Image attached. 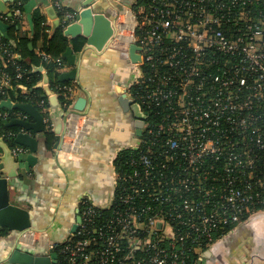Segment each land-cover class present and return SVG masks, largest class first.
<instances>
[{
	"label": "built area",
	"instance_id": "obj_1",
	"mask_svg": "<svg viewBox=\"0 0 264 264\" xmlns=\"http://www.w3.org/2000/svg\"><path fill=\"white\" fill-rule=\"evenodd\" d=\"M146 1L107 8L112 39L138 48L129 99L144 113L142 134L126 148L108 203L81 199L75 231L44 246L56 250V264H189L188 253L264 212V0ZM252 3L261 17L229 13ZM53 4L63 30L76 22L77 12ZM0 57L22 78L18 50L0 41ZM216 65L223 70L212 73ZM10 82L0 73L1 94ZM41 98L30 103L50 129L48 96ZM216 190L220 204L206 212Z\"/></svg>",
	"mask_w": 264,
	"mask_h": 264
},
{
	"label": "crops",
	"instance_id": "obj_2",
	"mask_svg": "<svg viewBox=\"0 0 264 264\" xmlns=\"http://www.w3.org/2000/svg\"><path fill=\"white\" fill-rule=\"evenodd\" d=\"M14 1L0 0V21L8 26L7 39L10 27L4 20L9 16L20 18L18 34L30 37L32 29L26 18L24 6L23 14L14 11ZM35 2L30 10V18L31 11L37 10L43 16V34L51 38L60 26V13L54 7L53 0ZM58 2L65 10L77 13L86 4L95 14H102L110 20L111 16L107 11L109 6L113 5L115 8L133 6L138 0H58ZM111 25L113 27L112 22ZM67 38V49H70L72 56L68 58L66 49L63 58H56L61 61V66L57 64L58 79L67 83L62 88L67 87L70 90L68 92L65 90L70 104L62 105L65 109V122L58 140H55L51 131L52 126L50 129L47 128L44 114L30 103L35 97L30 94L31 88L22 87L17 92L10 91L12 94L2 100H9L11 104L27 103L33 106L42 117L44 130L43 133L32 129L26 132L38 140L37 151L34 154L37 163L27 170L15 169L14 177L0 175V179L4 178L7 182L9 203L27 211L31 223L30 228L20 232L0 227V230L6 231L0 234V260H4L16 249L37 254L46 250L44 247L46 244L63 241L74 226L79 201L87 199L92 204H100L112 190L114 191L116 172L114 161L120 151L130 146L129 142H137V138L130 134L133 127L132 114L125 112L118 103L120 97L118 87H130L135 80L130 55L125 46L120 43L112 45L110 42L112 35L101 50L86 44L83 37ZM77 38L83 39L79 50L75 49L73 42ZM29 45L31 44H28V48ZM29 49H33L32 45ZM33 51L36 56L42 58L44 53L39 50V45ZM22 61L31 66L32 71L34 67H39L32 66L28 58L22 57ZM34 72L41 76L35 85L39 87L43 75L47 76L46 70L42 67L41 72ZM47 85L49 88L48 83ZM49 90L56 94L50 88ZM42 91V96H45L43 89ZM55 96L57 98V94ZM79 97L86 100L82 111H76L72 107ZM17 98L22 100H16ZM3 109L23 113L18 109ZM5 110L2 112H7ZM23 114L25 115L23 120L34 122L27 114ZM17 118L21 119L14 115L9 122ZM9 127L13 130L5 136L0 135V140L10 150L18 147L22 153H28L27 148L14 142L16 135L24 131L22 127L16 125ZM48 131H51L54 137L50 145L46 139ZM7 138H13L15 146L8 145ZM108 197L110 198V195ZM194 264H264V212L252 216L246 223L234 226L222 239L198 254Z\"/></svg>",
	"mask_w": 264,
	"mask_h": 264
},
{
	"label": "water",
	"instance_id": "obj_3",
	"mask_svg": "<svg viewBox=\"0 0 264 264\" xmlns=\"http://www.w3.org/2000/svg\"><path fill=\"white\" fill-rule=\"evenodd\" d=\"M36 4L35 0H29L24 5V11L26 14V18L31 26V18H30V10ZM113 6V5H111ZM112 20V19H110ZM107 16L102 14H95L91 7H88L86 4L83 5V8L79 11L78 17L76 22L68 25L64 30L63 34L71 39L76 37H83L86 40V44L89 46H93L96 50H101L108 38L113 35V27L111 25V21ZM7 29L8 26L5 25L0 21V34L3 38L7 39ZM111 44L114 45L115 43L123 44L125 46V50L129 52L130 60L135 62L136 60H140V56L135 52L138 48L134 45H127L125 42H117L112 39ZM31 48V45H29ZM66 55L70 58V49H67ZM34 71L42 70V67H34ZM73 75V72H71ZM48 78L46 75H43L42 83L39 84L44 92L45 96H48V106L49 112L48 117L51 122V131L54 134L55 140H58L62 130L63 125L65 122V109L59 103L58 99L55 95L50 93L48 88ZM117 92L119 93L120 97L118 98V103L120 104L121 108L125 112H128V109L134 114L139 113V117L141 114L140 106L133 102L132 100L125 97L126 87H118ZM86 100L82 97L77 98V100L73 104V109L76 111H82L85 107ZM1 108H8V109H18L23 113L27 114L31 117L34 122L29 123L23 119H12L7 126H20L24 130L23 132L16 135L14 138V142L22 147L27 148L28 153L19 152L15 155L12 154L11 150L7 148V146L0 140V149L2 154L0 155V175L5 174L7 177H14L15 176V169H25L27 170L28 167H32L37 163V158L34 157L37 151V144L38 140L34 137L29 136L26 132L29 129L33 131H39L43 133L44 127L42 123V117L37 112V108L35 109L33 106L27 103H16L11 104L9 100L1 101L0 103ZM143 113V112H142ZM133 123V121H132ZM125 126H121L123 128ZM137 128L135 132H130V134L134 135L136 138L141 136L142 130L141 126H134ZM132 130V128H131ZM130 145H134V142H129ZM24 163V166H23ZM7 182L4 178L0 179V227L5 228L9 231H22L24 229L30 228V218L27 211L19 208L14 204L9 203L8 194L6 191ZM112 192L109 194L110 197L113 194ZM108 195V196H109ZM106 197L104 201L100 204L96 205H106L108 203L109 197ZM77 212V208H76ZM77 214V213H76ZM79 219L76 216V224L73 226L70 233H73L76 229V225ZM57 255L55 252L51 250H43L35 253H30L27 251H21L16 249L12 251L10 255H8L4 260H0V264H56Z\"/></svg>",
	"mask_w": 264,
	"mask_h": 264
},
{
	"label": "trees",
	"instance_id": "obj_4",
	"mask_svg": "<svg viewBox=\"0 0 264 264\" xmlns=\"http://www.w3.org/2000/svg\"><path fill=\"white\" fill-rule=\"evenodd\" d=\"M27 1L28 0H15L13 3V10L19 11L23 14V6ZM146 2H147L146 0H139L138 1V3H146ZM241 8H242V11L244 9L245 10L248 9L256 17L262 16L261 15V8L256 3H252L250 5L247 4L244 6L234 5L231 7L229 13L231 14V16H235ZM4 22H6L10 27L9 31H8V39H4L3 37L0 36V41L3 43H7L11 49L18 50L20 55L23 58L25 57V58H28L30 60V63L32 66H40L41 65L46 70L49 88L57 94V99L60 102V104L64 105V106L69 105L70 101L67 99L68 94L62 88V86L67 85V83L59 81V79H58L59 73L57 70L58 65L55 62L57 57L63 58V54L68 47V38H67V36H65L63 34V28L61 26H59L51 38L46 37L43 34V29H42L43 16H41L37 10L31 11L32 33L30 34V37H28L26 35L18 34V29L20 27V22H21L20 18H12V16H9V17L5 18ZM73 42H74L75 49L79 50L83 44V39L77 38ZM29 43L32 45L33 49L35 47H37V45H39V50H41V52H43L45 55H48L49 59L48 60H40L42 58L41 57L39 58L38 56H36L33 49L30 50L28 48ZM216 57L222 58V56L219 54H216ZM229 61H232V60H229ZM17 64H19L20 67L24 71L23 76L20 79L15 78L16 71H15L14 65H12L11 63H7L5 60H3L0 57V73H5V74L9 75L11 78V82H10L11 87L6 88L4 90L3 94L0 93V102L3 99L7 98L8 95H11L12 91L17 92L18 89H21L22 87L31 88L30 94L35 95V97H37L38 99H42L41 98L42 93H43L42 88L35 86L36 83L41 78L40 74L32 71L31 66H27L23 61H20ZM220 68H221V66L216 65L211 69V72L212 73H218L220 71ZM222 70H223V68H221V71ZM144 71H145V68H144ZM131 88L134 89L135 86L133 85ZM16 100H22V98H17ZM3 110H5V109L0 108V111H3ZM5 111H7V113L9 114L8 117L5 119L0 118V135H3V136L7 135V133L9 131L13 130V128L7 126V123L16 114V111H14V110H7L6 109ZM151 122L159 123L160 121H159V118L155 116V117H153V119L151 118ZM46 139H47L48 145H50L51 142H53L54 137H53V134L51 133V131H48V133H46ZM6 142L10 146H15V144L13 142V138H7ZM130 152H131L130 150L124 149L118 153V155L114 161L116 172L117 171L118 172L123 171V169L125 167L124 162L126 159V155H128ZM214 184H215L214 182H212L211 180H208V182L206 183V187L210 188L211 186H214ZM119 189H118V191H116L115 196H117V194H118L117 192H119ZM222 194L223 193H221L217 190L213 192V194L211 195L213 198L211 197V203L210 204H212V203L216 204V202H217V205L212 204V206L211 205L206 206V212H209L211 207L212 208L214 206L217 207L220 204V196ZM116 204H118V201ZM260 207H262V206L260 205L257 208H260ZM101 214L107 215V214H109V210H104L101 212ZM234 226H236V225L231 224L228 227L231 230ZM4 233H6V231L0 230V234H4ZM202 245H204V244H202ZM207 248H208V246L205 245L201 248V250L205 251ZM196 259H197V254H191L190 253V255H189V253H188L189 264H194Z\"/></svg>",
	"mask_w": 264,
	"mask_h": 264
},
{
	"label": "flooded vegetation",
	"instance_id": "obj_5",
	"mask_svg": "<svg viewBox=\"0 0 264 264\" xmlns=\"http://www.w3.org/2000/svg\"><path fill=\"white\" fill-rule=\"evenodd\" d=\"M139 1V0H138ZM138 2H136L135 4H137ZM134 4V5H135ZM130 63H131V68H132V72H133V66H132V63H134V62H132V60H130ZM133 86V85H132ZM132 86H130V87H126V92H125V97H127L128 99H129V93H130V89H131V87ZM128 112H130L131 114H132V117H133V127H132V134H133V132H135L136 130H137V128L136 127H134V126H141V127H143V124H144V113H142L143 111H141V114H140V117H139V113L137 114V116H136V114H134V113H132L131 111H130V109H128ZM77 212L75 211V214H76ZM76 216H77V214H76ZM76 224V222H74V225ZM43 251V250H42ZM53 252H55L56 253V250H52ZM57 255V254H56Z\"/></svg>",
	"mask_w": 264,
	"mask_h": 264
}]
</instances>
